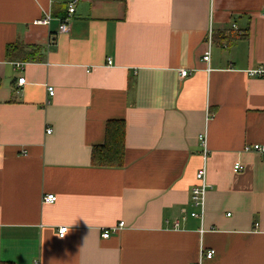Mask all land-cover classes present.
<instances>
[{
    "label": "crops",
    "instance_id": "crops-1",
    "mask_svg": "<svg viewBox=\"0 0 264 264\" xmlns=\"http://www.w3.org/2000/svg\"><path fill=\"white\" fill-rule=\"evenodd\" d=\"M73 1L0 0V264H264V0Z\"/></svg>",
    "mask_w": 264,
    "mask_h": 264
},
{
    "label": "built area",
    "instance_id": "built-area-1",
    "mask_svg": "<svg viewBox=\"0 0 264 264\" xmlns=\"http://www.w3.org/2000/svg\"><path fill=\"white\" fill-rule=\"evenodd\" d=\"M77 5V0L71 2L68 5V15L67 17L61 22V25L59 27V33L64 34L69 31V24L71 21V18L73 14L75 13V8ZM50 17L47 16L42 20L36 21V25H49L50 24ZM233 28H236L234 26ZM212 39H213V30H209V35H208V51L205 53L203 60L205 62H209L210 60V46L212 44ZM112 61L109 59L108 60V65H111ZM248 75L250 77H258V78H264V67H260L255 70H251L248 72ZM187 76V71H181V77H186ZM25 83V79L21 78L18 81L19 85H23ZM48 92L49 96L54 95V88L53 87H48ZM53 130L51 128H48L46 130V134H51ZM202 144L204 149L206 148L205 146V141L201 137ZM245 152H250V153H255L259 154L264 157V145H253L251 147H246ZM206 155H207V150H204V161H206ZM235 170L236 171H242L243 166L240 164L235 165ZM196 179L198 181V184L192 189L191 191V205L193 208V212H191V217L199 219L201 222H203L204 217H205V206H206V195L208 190L210 189V186L206 182V166L204 165L203 168H201L197 174H196ZM57 201V197L53 194L43 196L42 202L44 204H53ZM124 223H120L118 227L114 228L112 231H104L102 237L103 239H108L110 238L112 233H117L121 228H123ZM67 232L66 227H62L59 229V236L64 237L65 233ZM204 232V230L202 231ZM215 255V251L209 250L205 251L204 249H201V254H200V261L197 264H204L205 261L211 260Z\"/></svg>",
    "mask_w": 264,
    "mask_h": 264
},
{
    "label": "trees",
    "instance_id": "trees-1",
    "mask_svg": "<svg viewBox=\"0 0 264 264\" xmlns=\"http://www.w3.org/2000/svg\"><path fill=\"white\" fill-rule=\"evenodd\" d=\"M13 48L16 50L19 49L17 46H12L9 48V52ZM125 133L126 126L123 121L109 122L107 125V138L104 146L95 147L92 150V165L102 168H120L124 166Z\"/></svg>",
    "mask_w": 264,
    "mask_h": 264
}]
</instances>
